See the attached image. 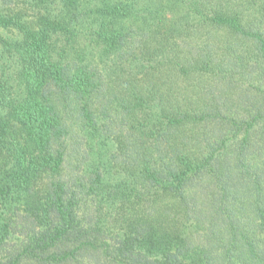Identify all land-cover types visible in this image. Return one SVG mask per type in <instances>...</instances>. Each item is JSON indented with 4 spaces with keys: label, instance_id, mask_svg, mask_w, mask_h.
<instances>
[{
    "label": "trees",
    "instance_id": "trees-1",
    "mask_svg": "<svg viewBox=\"0 0 264 264\" xmlns=\"http://www.w3.org/2000/svg\"><path fill=\"white\" fill-rule=\"evenodd\" d=\"M0 264H264V0H0Z\"/></svg>",
    "mask_w": 264,
    "mask_h": 264
}]
</instances>
